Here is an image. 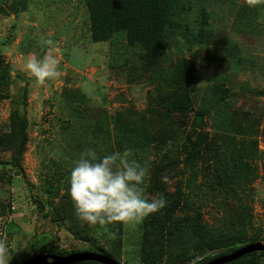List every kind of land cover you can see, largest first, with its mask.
<instances>
[{"label":"rangeland","instance_id":"1","mask_svg":"<svg viewBox=\"0 0 264 264\" xmlns=\"http://www.w3.org/2000/svg\"><path fill=\"white\" fill-rule=\"evenodd\" d=\"M190 3L185 18L177 15L175 21L183 24L172 26L164 51L148 64L142 48L128 46L122 33L94 42L84 0L0 1V77L2 70L12 67L13 79L9 95L0 96V134L10 129V114L24 88L29 90L28 142L22 155L25 174L4 163L11 159L10 152H0V264H19L21 258L54 245L70 254L88 248L90 243L52 222L49 212L61 201L70 179L57 182L60 173L71 175L81 162L94 159L95 149L121 157L116 187L125 218L116 227L122 229V241L117 242L119 234L110 227L109 232L101 227L105 233L97 242L110 249L120 246L122 264H143L140 227L152 208L164 201L167 207L175 201L176 214L200 218L209 227L227 223L235 214L229 210L236 205L248 207L251 218L245 217L252 221L247 223V236L264 238V4ZM203 16L208 21L204 26ZM201 29L210 34L203 42L198 39ZM181 57L193 68V105L204 111L202 131L208 134L204 144L216 155L208 150L190 170L184 165L185 154L176 153L175 169H165L156 182L152 173L162 171L158 164L163 153L169 155L168 147L180 150L187 135L200 130L193 114L186 123L173 115L176 124L170 134L177 137L164 147L155 141L156 133L171 126V119L157 108L162 100L159 86L163 76L173 77ZM219 84L229 90L221 101L223 107L213 97ZM8 87L0 85V92ZM214 96L219 99L220 93ZM236 122L245 124L247 131H235ZM143 130L150 139L133 140ZM241 157L257 176L240 179L242 189L231 194L226 205L212 195L213 174L217 168L218 173L238 174L230 166ZM192 171L197 172L196 179L190 176ZM154 185L159 189L150 190ZM45 187L57 191L48 197ZM44 201L47 205L41 208ZM206 256L199 254L180 264H196Z\"/></svg>","mask_w":264,"mask_h":264},{"label":"trees","instance_id":"2","mask_svg":"<svg viewBox=\"0 0 264 264\" xmlns=\"http://www.w3.org/2000/svg\"><path fill=\"white\" fill-rule=\"evenodd\" d=\"M1 1V0H0ZM89 18L91 21L90 32L94 42H101L112 39L115 34H124L128 46H139L144 51V56L148 64L160 57L165 49L167 34L173 29L172 26H180L183 22H175L177 15L183 18L185 7L191 6V0H84ZM254 2L264 0H253ZM188 5V6H187ZM24 8V7H19ZM19 8H16L17 10ZM180 12V13H178ZM4 13V12H3ZM205 12H202L204 15ZM207 17L203 16L201 25L207 23ZM185 20L184 24H188ZM191 23H194L191 21ZM209 32L201 29L199 32V42H203L209 36ZM194 39V38H193ZM195 40V39H194ZM199 43L198 41H193ZM143 58V56H142ZM173 71V77L163 76V81L159 86L161 101L157 108L161 111L165 119L170 121L169 130L165 128L156 133L155 141L159 147H164L175 134H170L174 124H176L175 115H179L184 123L193 114V123L200 130H194L192 134L187 135L182 143L181 149L172 145L169 146V155L163 153L158 161V166L162 171L152 173L156 182H159L161 174L165 169L173 170L176 162L172 159L176 153H184V165L188 169L194 170L195 165L201 156L209 150L210 154L216 155V152L205 145L208 134L202 131L204 126V111L196 110L193 105L192 92L196 90L191 75L192 66L187 58L181 57ZM2 68L0 64V69ZM5 68V67H4ZM10 71H9V70ZM12 67L2 70L0 85L7 87L12 85ZM219 88L214 93H220L219 99L214 96L216 102L221 104L225 96H229V90L224 84H219ZM6 90L0 96L4 98L10 91ZM29 90L24 88L21 99L18 100L16 109L10 114V129L0 134V152H10L11 159L4 162L16 169L18 174H25L22 164V155L28 142L29 120L25 108L28 103ZM222 105V104H221ZM220 107H223L220 106ZM174 115V116H173ZM244 120L247 116H243ZM179 124V121L177 120ZM235 131L245 130L247 126L236 122ZM175 131V130H174ZM137 138L149 140L150 135L145 130L136 134ZM170 143V142H169ZM177 149V150H175ZM96 154L92 160L81 162L70 175V172L62 171L57 182L61 178L70 176L65 184L66 192L61 195V201L51 207L49 212L51 221L57 223L66 229L73 237L80 241L90 243L88 248L80 252H96L109 255L117 262L121 263V248L113 246L111 249L100 245L97 242L100 234L105 233L108 227L111 232L118 233V241H122V229L116 227V223H122L125 218V206L122 203V197L116 183L119 180V162L121 157L114 151L104 153L100 149H95ZM248 153H246L247 155ZM216 159V157H214ZM179 164V163H178ZM157 165V164H156ZM238 174L218 173V168L214 171L216 175L211 182L213 197L219 196L221 202L228 205L231 194L236 195L239 189H242V178L250 179L248 176L256 177V171L250 166V163L241 157L238 164L230 166ZM221 169V168H220ZM193 179L197 178V172H191ZM4 178V177H3ZM241 179V180H240ZM153 188V189H152ZM159 189L158 186H151L150 190ZM240 189V190H241ZM48 197H52L57 191L56 188H43ZM47 203H41L43 208ZM178 204L167 207L165 201L163 204H156L154 208L146 215V221L140 227L141 236V258L143 264H180L187 258L196 257L199 254L207 256L199 260L196 264H206L209 261L229 254L249 243L264 240L261 234H255L248 237L246 234L247 223L251 219L245 217L247 214L251 218L247 208L239 207L229 208L234 212L229 219L223 222L222 226H206L200 218L191 217L187 214H176ZM239 207V208H238ZM242 209L236 213L237 210ZM103 227L104 230L101 228ZM109 232V231H106ZM95 244H93V242ZM225 249L224 252L219 251ZM76 253V252H73ZM57 255L65 256L70 253L65 252L58 246L46 248L45 251L32 254L19 260V264H25L32 257L37 255ZM264 251L247 254L237 260L225 264H261ZM70 264H102L96 261H80Z\"/></svg>","mask_w":264,"mask_h":264},{"label":"water","instance_id":"3","mask_svg":"<svg viewBox=\"0 0 264 264\" xmlns=\"http://www.w3.org/2000/svg\"><path fill=\"white\" fill-rule=\"evenodd\" d=\"M225 249L221 250L224 252ZM264 251V242L249 243L229 254L217 257L206 264H225L237 260L247 254ZM52 259V260H50ZM80 261H96L102 264H120L114 258L103 253L96 252H76L65 256L37 255L28 260L25 264H70Z\"/></svg>","mask_w":264,"mask_h":264},{"label":"clouds","instance_id":"4","mask_svg":"<svg viewBox=\"0 0 264 264\" xmlns=\"http://www.w3.org/2000/svg\"><path fill=\"white\" fill-rule=\"evenodd\" d=\"M46 255V254H45ZM47 255H50V254H47ZM69 255V254H68ZM51 256H54V255H51ZM55 256H57V255H55ZM50 260H52V259H50Z\"/></svg>","mask_w":264,"mask_h":264}]
</instances>
